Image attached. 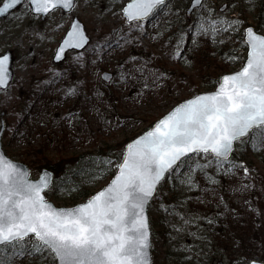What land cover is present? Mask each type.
Wrapping results in <instances>:
<instances>
[{
	"label": "rangeland",
	"instance_id": "1",
	"mask_svg": "<svg viewBox=\"0 0 264 264\" xmlns=\"http://www.w3.org/2000/svg\"><path fill=\"white\" fill-rule=\"evenodd\" d=\"M127 1L76 0L72 11L55 9L44 18L25 1L0 20V54L13 53V78L0 89L3 147L26 163L33 177L62 156L108 145L115 153L124 151L154 119L184 98L215 89L222 74L243 65L247 47L240 42L248 25L264 34V0H203L189 14L191 0H168L150 18L131 23L123 13ZM74 16L83 21L90 42L55 62V49ZM104 71L112 75L105 79ZM258 138L253 133L242 138L261 149L251 151L248 142L247 160L220 166L219 180L209 187L193 168L213 164L210 153H193L171 171L149 207L153 264L264 260V139ZM246 161L255 167L243 166ZM110 178L89 174L52 187L47 196L71 206ZM175 191L179 199L169 201ZM238 230L243 239L254 240L249 257L236 245ZM26 241L28 254L16 257L18 264H53L47 253L42 261L29 254L33 236Z\"/></svg>",
	"mask_w": 264,
	"mask_h": 264
},
{
	"label": "snow or ice",
	"instance_id": "2",
	"mask_svg": "<svg viewBox=\"0 0 264 264\" xmlns=\"http://www.w3.org/2000/svg\"><path fill=\"white\" fill-rule=\"evenodd\" d=\"M20 3L8 0L0 15ZM32 3L36 11L47 12L70 7L72 0ZM164 3L132 0L127 15L138 20ZM246 33L250 53L244 67L224 76L215 93L185 102L130 145L119 175L85 205L54 208L41 195L47 179L28 182L0 154V246H19L23 252V242L33 236L36 243L29 254H39L42 261L47 253L53 264H149L145 205L165 173L189 153L210 152L223 163L234 141L249 133L264 139V36L251 28ZM6 60H0V86L6 82Z\"/></svg>",
	"mask_w": 264,
	"mask_h": 264
},
{
	"label": "water",
	"instance_id": "3",
	"mask_svg": "<svg viewBox=\"0 0 264 264\" xmlns=\"http://www.w3.org/2000/svg\"><path fill=\"white\" fill-rule=\"evenodd\" d=\"M24 1L25 0H21V3L19 5H21ZM75 1L76 0H72V3H71V6L70 7L57 6L55 8H49V10L47 12H44V11H36V5H34L32 3V0H28V2L30 4V7H31L32 13L33 14H39V15H41L42 18H44L49 12L53 11L56 8H61L64 11L70 12L73 9V7H74ZM166 1L167 0H165V2ZM202 1L203 0H199V3H197V0H192L191 3H190V5H189V7H188V10H187L188 13H190L194 8L200 6L202 4ZM7 2H8V0H2L0 2V7H3ZM130 3H132V0H128L127 3L125 4V6L123 7V13L126 16V19H127L128 22L134 21V20L129 19V17L127 15V8H128V5ZM19 5H16L15 7L9 8L8 11L5 14L0 15V19L3 18V17H6L7 15H9ZM156 8H154L147 16H145V17H143L141 19H145V18L150 17L153 14V12H154V10ZM138 20H140V19H138ZM249 28H251L254 33H256V34H258L260 36H264V34L261 33V32H259V31H257L253 25H248L246 27V29H245V40H247L246 30L249 29ZM89 40H90V36H89V34H88V32H87V30L85 28V25H84L83 21L81 19H79L78 16H74L73 17V20H72V22L70 24V27L67 29L66 33L64 34V36L62 37V39L60 40V42H59V44H58V46L56 48L55 54L53 56V60L55 62H59V61L63 60L64 58H66L67 52L69 50H72V49H78V50L83 49L88 44ZM69 41H71V44H69ZM78 42H81L82 43V46L76 47L75 45ZM249 53H250V47L248 46V52H247V58H246V60L249 57ZM5 57L7 58V60L5 61L6 82L2 86H0V89L7 88L9 86L12 78H13V68H12L13 53H12V51L9 50V49H7L3 53L0 54V60L4 59ZM244 65L240 69H238V70L224 73L221 76V79L224 76H227V75H230V74H234V73L239 72L244 67ZM111 75H112V73L109 72V71H104L102 73V76L105 79H108ZM221 79H220V81H221ZM219 87H220V83H218V85L216 86V88L213 89V90L201 91V92H198V93L194 94L193 96H190L188 98H185V99L181 100L180 102H178L177 104H175L170 110H168L166 113H164L161 117H159L154 122V124L152 126H150L149 128H147L145 131H143L138 136H136L133 139H131L127 143V145L125 147V150H124V154L122 156V159L119 162L117 171L111 177V179L105 185H103L102 187H100L99 189H97L94 193H92L86 200L81 201V202H78V203H76L74 205H71V206L56 205L52 200H50V199L47 198L46 191L51 187V185L54 182V170L53 169L48 168V167H43L41 169V171L39 172V175L37 177H32L31 176L30 167L26 163H24L22 161H18V160L13 159L12 157H10L5 152L4 147H3L2 138H3V133H4V130H5L6 123H5V120L3 118L1 120V126H0V154H2L7 161H10L12 164H14L20 172L24 173L25 174V178H26V180L28 182H30V183H37V182H40L42 179H45L46 178L47 179V187H45L42 190L41 195L44 196L45 200L48 203H50L54 208H56V209H67V210L75 209V208H77L79 206H82V205H85L86 203H88L89 201H91L96 196V194H98L102 190L107 189L112 184V182L114 181V179L119 175V166L122 163L123 159L127 157V152H128V148H129L130 145H133L138 139L143 138L149 131L154 130L155 126L158 123H160V121H162L163 119H165L170 113H172L177 107L183 105L187 101H191L192 99H194L197 96L215 93L218 90ZM235 144H236V141L233 142L232 150L229 152L228 157H230L232 155V153L234 151V148H235ZM190 154H192V153H189L188 155H190ZM212 155L214 156V154H212ZM184 157H186V156H184ZM184 157H182L181 160ZM179 162L180 161H178L177 164ZM175 166L176 165H174L173 168ZM167 174H168V172L165 173L164 178L167 176ZM164 178L156 185V190H155L153 196L149 199L148 203L145 205L144 215L146 217V222H147V226H148L147 227V231H148L149 248L147 249V254H148L149 264H152V250H151L152 229H151L150 215H149V204L152 201V199L154 198V196L156 195V193L158 191V187H159L160 183L164 180ZM56 264H59V262L56 261ZM248 264H264V261L263 260H260L258 258H253V259H251L249 261Z\"/></svg>",
	"mask_w": 264,
	"mask_h": 264
},
{
	"label": "trees",
	"instance_id": "4",
	"mask_svg": "<svg viewBox=\"0 0 264 264\" xmlns=\"http://www.w3.org/2000/svg\"><path fill=\"white\" fill-rule=\"evenodd\" d=\"M240 46L246 47V43L244 40L240 42ZM229 51L232 52L233 50L229 49ZM221 55H223V53H221ZM27 110L30 112L31 109L28 107ZM154 120L151 122V124L154 122ZM255 138H257V136ZM258 139L260 140V138ZM248 142H250L249 139H242L241 141L239 140L233 155L229 159H226L223 163H220L218 159L213 158L212 160L214 161V163L209 165L208 167H205L202 164H197V167L193 168L194 170L197 171L196 175L203 176L201 178L204 181V185H203L204 188L209 187L210 184H215L214 180L215 181L219 180L218 172L221 171L220 166L230 164L233 167H235L234 166L235 164L240 165L243 160L245 161V158L247 160L248 158L247 154H249L247 153V151L249 150ZM250 149L251 151L258 152L261 148L260 146H257L251 141ZM115 150L116 149H114L112 145H108L106 147H99L95 151H84L76 155H70L66 157L62 156L61 158H59L58 161L55 162L47 161L46 165L54 168L55 171V181L53 187H56L62 183L64 184V183L76 182L77 178H85L89 174L101 175V177H105L107 174L112 176L117 169V166L114 167L113 161L117 160L119 162L123 153L122 150H119L117 153H115ZM253 157L255 156L253 155ZM247 162L248 161H246L243 166L245 167L247 166L249 169H252V165H253L252 161L251 162L249 161L250 165H247ZM182 169L184 168L180 169L179 174H182L181 173ZM47 194L49 195L48 192ZM180 195L181 193L179 192L176 193L175 191L172 195V198L169 199V201H171L172 199L174 201L179 199ZM253 216L254 214H250L249 218L254 219ZM252 224L253 223L251 221L249 224L251 229H252ZM256 226L263 227V222L259 225H255V227ZM242 227L243 226L241 225V228ZM261 230L262 228H260V232ZM164 233L162 234L163 236H165ZM261 233H264V230ZM237 234L239 235H237L238 239L236 240V245H238V247L241 248L242 253L248 257L251 256L253 253H255L254 240L251 239L248 240V238L243 239L242 238L243 233H240L239 230L237 231ZM26 242H27L26 240L23 242L24 243L23 252L21 251V248L19 246L16 248L11 247V251L9 250L10 246H1L0 248L5 250L6 253L3 252L4 255L1 256L2 258H0V261H2L3 264H18L16 257L25 258L28 254L29 248L26 245ZM35 243L36 242H34L33 245ZM220 244H223V240H220ZM229 246H230L229 244H226L225 246L222 247H229ZM166 252L167 254H170L169 251ZM33 264H40V261L39 260L34 261Z\"/></svg>",
	"mask_w": 264,
	"mask_h": 264
}]
</instances>
